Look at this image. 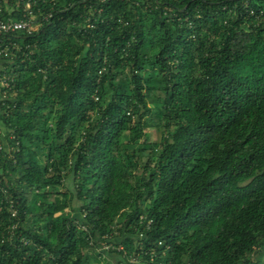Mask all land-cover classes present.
<instances>
[{
  "label": "trees",
  "instance_id": "trees-1",
  "mask_svg": "<svg viewBox=\"0 0 264 264\" xmlns=\"http://www.w3.org/2000/svg\"><path fill=\"white\" fill-rule=\"evenodd\" d=\"M37 6L0 41V264H264V0Z\"/></svg>",
  "mask_w": 264,
  "mask_h": 264
},
{
  "label": "built area",
  "instance_id": "built-area-1",
  "mask_svg": "<svg viewBox=\"0 0 264 264\" xmlns=\"http://www.w3.org/2000/svg\"><path fill=\"white\" fill-rule=\"evenodd\" d=\"M39 2H44V0H0V12L4 9L8 13L6 16H0V41H2L1 36L9 37V35L17 32L31 35L38 24L47 21L50 14L46 13L43 16H37L40 9L36 8L35 10V7H38L37 4ZM13 13H16L17 16L13 15ZM8 48L7 45L2 46L0 43V55L4 57L8 56ZM12 48L17 51L20 50L16 44H13ZM8 85L9 82L0 75V86L8 87ZM103 246L105 249H108L111 247V244L104 243ZM122 248V246H119L118 250ZM129 262H136V259L129 257Z\"/></svg>",
  "mask_w": 264,
  "mask_h": 264
},
{
  "label": "rangeland",
  "instance_id": "rangeland-1",
  "mask_svg": "<svg viewBox=\"0 0 264 264\" xmlns=\"http://www.w3.org/2000/svg\"><path fill=\"white\" fill-rule=\"evenodd\" d=\"M145 131L149 134V138L151 141L157 142L160 140V137H161L160 129L156 127H149ZM106 250L107 249H105L104 246L100 248V251H102V257L99 259V262L92 261V264H116L115 260L112 258V255H110Z\"/></svg>",
  "mask_w": 264,
  "mask_h": 264
}]
</instances>
